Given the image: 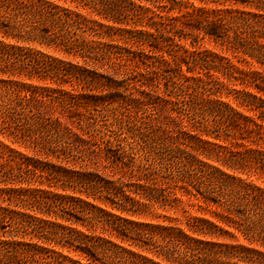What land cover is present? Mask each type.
Returning a JSON list of instances; mask_svg holds the SVG:
<instances>
[{"label":"trees","instance_id":"16d2710c","mask_svg":"<svg viewBox=\"0 0 264 264\" xmlns=\"http://www.w3.org/2000/svg\"><path fill=\"white\" fill-rule=\"evenodd\" d=\"M153 79L162 96L145 93ZM106 85L141 97L107 99ZM47 102L74 130L42 114ZM75 140L102 153L107 175L76 168ZM255 180L264 0H0V264H264ZM155 210L176 215L130 219Z\"/></svg>","mask_w":264,"mask_h":264},{"label":"rangeland","instance_id":"374dc122","mask_svg":"<svg viewBox=\"0 0 264 264\" xmlns=\"http://www.w3.org/2000/svg\"><path fill=\"white\" fill-rule=\"evenodd\" d=\"M58 4L62 5L63 3L60 1H57ZM197 5H199L198 3H196ZM207 8H213L214 5L213 4H208L206 6ZM221 7V6H219ZM222 8V7H221ZM153 10H156L155 8H152ZM176 14V13H175ZM201 43V47L203 48H211L213 47V42L204 39L203 41L200 42ZM187 47H189V44L187 42ZM43 52L45 53H49L51 55H56L59 57H62L65 60H73V58L71 56H68L62 52H58V51H53L52 49H42ZM96 69V71L105 76V77H111L112 79L116 80V81H122L126 78L127 74H125V72L121 71V70H112V69H101L98 67H93ZM146 68V67H145ZM149 68H146V70H148ZM151 70H148V72H150L148 75H151ZM129 76V74H128ZM152 77H155L154 74H152ZM32 83H34L35 85H44L42 82L39 81H32ZM156 80L153 79L152 81V85H150L149 87H144L143 89H145V93H147V95H150L151 97H156V96H162V92L161 89L162 84H160V87H162L161 89H158V87L156 86ZM47 85L51 86V87H56L55 84H51L49 83V81H47ZM66 87H69L68 84H64ZM86 91L88 93H95L96 90H93V86L92 85H88L87 88H85ZM88 89H92V90H88ZM139 90L140 89H135L133 86H130L129 88H123L120 87L118 89L113 88V86L110 85H106L103 86L102 90H97V92L101 93L102 95L106 96L105 98H114V99H124V100H132L133 98H138L141 97V95L139 94ZM116 102H113V106H116ZM121 106L117 107V111L119 112L120 115H122L123 117L128 118L129 116L134 114V111L132 110V108L125 104L122 103L120 104ZM109 106L103 108L104 112H106V115L108 116V119H111V117H113L111 110L109 111ZM40 110L42 112V114L46 117L49 118L52 121H59L61 123L62 126H66L69 128H72L74 130V124L71 123V121L68 120L67 118V111H63L60 109L59 106L55 105V104H51V103H44L40 106ZM82 111V110H81ZM75 150L78 152V155L84 156L85 161L83 163H76L75 166L76 168H83L86 170H93L96 171L100 174L103 175H107V173H109V169L105 167V161L102 157V153L100 151H98L96 148H93L92 146H89V144L87 143H82V146H78V142L77 140H75L73 142ZM77 145V147H76ZM15 149L25 153V154H29V155H33V156H37L39 157V155H37L36 153L26 150L24 148L18 147L16 145L13 146ZM94 149V150H92ZM80 164L82 166H80ZM114 178H117L118 175H114ZM123 179V178H121ZM255 182L261 186L264 187V183L261 182V180H255ZM191 214L193 216H204V217H209V214H202V213H198L195 212L194 210L191 211ZM157 215H167V216H174L176 214H173L172 212L170 213H165L161 210H155L153 211L152 214H149L147 216H139V217H131L130 219L136 220V221H144V222H158L161 221V217L157 218ZM180 214H178L179 216ZM228 242H236L234 240H227ZM239 243H245L241 238L238 239ZM131 243V246H128L129 243H125V246H128V248H131L132 250L136 251L138 250L134 244ZM64 253L67 254L66 251H64ZM75 253L71 251L70 255H74Z\"/></svg>","mask_w":264,"mask_h":264}]
</instances>
